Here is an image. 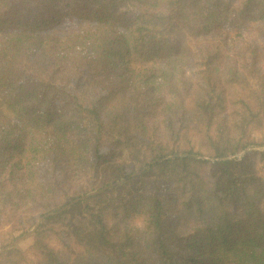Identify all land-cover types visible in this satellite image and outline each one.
Returning <instances> with one entry per match:
<instances>
[{
  "label": "trees",
  "instance_id": "obj_1",
  "mask_svg": "<svg viewBox=\"0 0 264 264\" xmlns=\"http://www.w3.org/2000/svg\"><path fill=\"white\" fill-rule=\"evenodd\" d=\"M0 237V264H264V0H0Z\"/></svg>",
  "mask_w": 264,
  "mask_h": 264
},
{
  "label": "rangeland",
  "instance_id": "obj_2",
  "mask_svg": "<svg viewBox=\"0 0 264 264\" xmlns=\"http://www.w3.org/2000/svg\"><path fill=\"white\" fill-rule=\"evenodd\" d=\"M91 26V23L87 22V21H84V20H80V19H68V20H65L61 25H59L58 28H56V31L59 33V34H66V33H72L74 31H80V30H83V29H86V28H89ZM259 135H256V138L259 139ZM112 149V148H110ZM113 149H117V146L114 145L113 146ZM108 151V149L104 148L101 150L102 153ZM241 154V153H240ZM239 154V155H240ZM108 155V153L106 154ZM105 166H107L105 164ZM136 223H139V219H136ZM26 234V233H25ZM24 235V234H23ZM22 236V235H21ZM20 237V236H19ZM18 238V237H17ZM17 238H15L13 241H15ZM2 238L0 237V240ZM11 241V242H13ZM32 242V235H29L27 237L23 236V238H20L17 242H16V246L22 248V249H26L30 246ZM1 249V248H0Z\"/></svg>",
  "mask_w": 264,
  "mask_h": 264
},
{
  "label": "water",
  "instance_id": "obj_3",
  "mask_svg": "<svg viewBox=\"0 0 264 264\" xmlns=\"http://www.w3.org/2000/svg\"><path fill=\"white\" fill-rule=\"evenodd\" d=\"M243 153H244V151H243L240 155H242ZM146 168H147V167H145V169H146ZM138 173H140V172H136L135 174H138ZM119 183H121V181L116 182V183H114V184H112V185L119 184ZM95 192H97V191H95ZM95 192H94V193H95ZM94 193H93V194H94ZM38 224H39V221L36 223L35 227L32 228V229H30V231H28L26 234H24V235L18 237L15 241L9 243V244L6 246V249H7L8 247H12V246H14V245L16 244V242H17L20 238H23V236L27 237V236H29V235H32L33 232H34V230H35V228L37 227ZM4 250H5V248L0 249V252H2V251H4Z\"/></svg>",
  "mask_w": 264,
  "mask_h": 264
}]
</instances>
